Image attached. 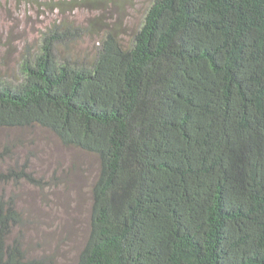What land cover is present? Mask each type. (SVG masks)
Segmentation results:
<instances>
[{
    "label": "trees",
    "instance_id": "1",
    "mask_svg": "<svg viewBox=\"0 0 264 264\" xmlns=\"http://www.w3.org/2000/svg\"><path fill=\"white\" fill-rule=\"evenodd\" d=\"M80 35L50 27L0 78V130L100 160L77 264H264V0H153L132 42L109 31L87 62ZM28 169L0 166V187L41 184ZM23 223L0 197V264H55L29 260Z\"/></svg>",
    "mask_w": 264,
    "mask_h": 264
},
{
    "label": "rangeland",
    "instance_id": "2",
    "mask_svg": "<svg viewBox=\"0 0 264 264\" xmlns=\"http://www.w3.org/2000/svg\"><path fill=\"white\" fill-rule=\"evenodd\" d=\"M152 1L0 0V78L16 81L23 58L35 52L42 36L59 23L82 32L69 51L82 62L95 57L109 31H117L125 44L132 42ZM0 153L4 172L27 165V172L41 182L23 179L0 187V197L15 199L23 216L14 237H23L29 260L77 264L90 235L92 188L99 178L100 160L64 147L41 127L0 130Z\"/></svg>",
    "mask_w": 264,
    "mask_h": 264
}]
</instances>
